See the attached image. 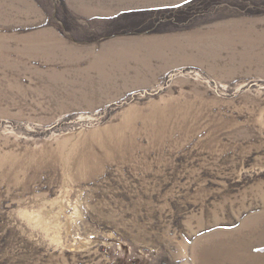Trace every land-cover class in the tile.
Returning a JSON list of instances; mask_svg holds the SVG:
<instances>
[{
    "label": "rangeland",
    "instance_id": "1",
    "mask_svg": "<svg viewBox=\"0 0 264 264\" xmlns=\"http://www.w3.org/2000/svg\"><path fill=\"white\" fill-rule=\"evenodd\" d=\"M0 264H264V0H0Z\"/></svg>",
    "mask_w": 264,
    "mask_h": 264
}]
</instances>
